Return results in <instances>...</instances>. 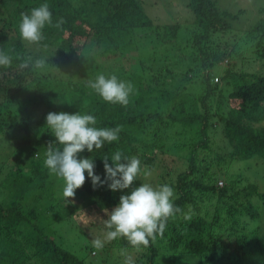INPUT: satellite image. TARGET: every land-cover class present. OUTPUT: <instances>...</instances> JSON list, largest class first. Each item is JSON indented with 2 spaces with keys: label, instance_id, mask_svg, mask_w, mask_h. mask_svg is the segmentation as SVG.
Listing matches in <instances>:
<instances>
[{
  "label": "trees",
  "instance_id": "trees-1",
  "mask_svg": "<svg viewBox=\"0 0 264 264\" xmlns=\"http://www.w3.org/2000/svg\"><path fill=\"white\" fill-rule=\"evenodd\" d=\"M43 3L49 4L54 23L61 17L65 23L60 29L46 26L44 40L26 45L19 36L20 14ZM186 7L194 30L178 41L181 24H157L138 0H0V50L47 60L43 73L18 71L16 59L0 68V176L7 172L0 177V264H85L84 257L66 249L61 235L49 233L51 224L40 222L39 214L64 206L81 232L103 239L104 210L110 212L120 195L145 178L142 172L129 189L114 192L107 183L93 188L85 173V183L67 201L62 181L43 164L48 143L59 147L45 117L61 111L94 115L98 128L122 126L118 141L79 154L94 160L101 180L102 159L107 156L111 165L119 150L154 172V187L167 184L178 196L174 203L181 212L149 247L137 252L125 239L105 243L107 253L117 251L116 264L128 257L131 264H256L242 262L245 254L264 257V244L256 241V247L250 238L262 237L259 227L246 231L259 217L255 202L264 201V193L248 180L220 175L232 172L224 166L229 158V163L264 162V70L235 68L246 53L264 59V21L237 43L235 35L230 39L235 13L219 11L215 0H187ZM231 40L233 50L227 48ZM225 61L232 64L226 67ZM219 65L225 67L222 77L211 72ZM76 72L87 81L98 73L115 74L131 81L136 94L127 107L106 103L87 82L74 79ZM217 126L232 146L228 157L210 153ZM85 248L91 258L100 253L91 243Z\"/></svg>",
  "mask_w": 264,
  "mask_h": 264
},
{
  "label": "clouds",
  "instance_id": "clouds-1",
  "mask_svg": "<svg viewBox=\"0 0 264 264\" xmlns=\"http://www.w3.org/2000/svg\"><path fill=\"white\" fill-rule=\"evenodd\" d=\"M20 16L19 36L26 45H37L44 40L43 30L46 26L60 29L65 23L62 17L53 22L48 3L32 8L30 13L22 12ZM13 51L14 49L7 52L0 50V68L11 67L13 59H16L20 61L17 70L21 72L29 69L43 73L47 69L46 58L20 54L14 57L11 54ZM216 80L215 78L214 81ZM87 87L104 102L121 107H127L131 102L130 98L136 94L131 81L121 80L115 74L106 76L98 73L94 79L87 81ZM45 121L59 147H55L54 142L48 143L43 164L49 175L62 181V195L67 201L71 202L75 191L85 183V173L91 179L93 188L107 183L108 188L114 192H124L141 176L140 160L135 156H124L119 150L113 154L111 165L107 156L102 159L104 180L95 174L93 159L78 158L85 150L91 153L103 148L106 143L118 141L122 126L98 128L95 126L97 120L94 115L79 112H49ZM143 174L150 175L146 170ZM175 199H178L177 194L167 184L154 187L151 183H141L129 194L120 195L117 205L110 212L104 210L107 216L103 219L106 232L103 239H93L92 246L99 251L107 242L125 239L137 252L149 247L151 241L164 233L168 221L181 212L174 203ZM125 264H131L130 257L126 258Z\"/></svg>",
  "mask_w": 264,
  "mask_h": 264
},
{
  "label": "rangeland",
  "instance_id": "rangeland-1",
  "mask_svg": "<svg viewBox=\"0 0 264 264\" xmlns=\"http://www.w3.org/2000/svg\"><path fill=\"white\" fill-rule=\"evenodd\" d=\"M138 1L142 6L145 14L149 18L154 19L157 24L168 25L175 23L176 21L179 22L181 24V28L179 29L177 35L178 41L187 40V38L192 34L194 30L193 16L186 7L187 0H138ZM215 1L219 11H227L230 13H235L237 15V18L235 20L233 21L231 20V25H232L231 30L233 31V33H231L230 35V39H233L232 38L233 35H235L236 38H238L237 43L241 41L242 38L249 37L251 31H253L252 28L257 24L263 23L262 21H264V0H215ZM235 45H236V41L232 42L231 40L227 48L229 50H233V48H235ZM137 49H139V46L138 47L136 46V49H134V51L131 50V53L135 58H136V54L138 53ZM226 62L227 61L223 62V64H226ZM228 64H232V63H228ZM182 65L184 66V68L187 67L186 63H182ZM225 66L228 67L227 64ZM180 68L183 67L178 65V70ZM235 68L237 70H249V71L264 70V59H258L255 61L250 54L246 53L242 59L236 60ZM224 70L225 67L223 65H219L213 67L211 72L217 75L218 77H222L224 74ZM72 73L73 72H70L69 75L72 76ZM83 76L84 75H82L81 72L79 73L76 72L73 74L75 80L87 82V78H84ZM30 112L31 114H33L32 111ZM30 148L31 147L27 148V150ZM221 148L224 149L225 152ZM209 149L211 155L213 153H217L219 156L225 155V157H228L232 152V146L228 143L226 144L225 137L221 133L219 126H217L215 131L211 132ZM229 159H226L224 161V166L226 167L231 166L232 172L228 173V172H224L225 170H221L220 175L222 177L227 178L228 175L232 174L235 179L236 178L241 179L242 181L248 180L249 182L256 185L259 188L260 192L264 193V162L263 161L257 159L258 161L256 160H252V161L249 160V162L232 161L231 163H229L227 162ZM2 160H3V152L1 150L0 162H2ZM1 164L2 163H0V165ZM143 171L144 170H142V172ZM6 173H7L6 170L3 169L2 174L4 175ZM156 179H157L156 175L153 172L150 173V175L147 176L145 175V178L144 179L142 178L141 183H151L153 186H155ZM221 181L222 179L220 177V179L217 182L218 186L220 185ZM46 202L49 203L48 201ZM255 203L259 212V217L248 222V228L246 229V231H251L259 227L260 229L259 232L262 237H260L259 240H257V238L250 236V238L254 242V245L257 247L256 241H258L259 244H264V201H261L259 199L256 200ZM41 204L42 203H40L38 207H41ZM50 205L51 204H48L46 208L49 207ZM39 212L41 213V211ZM68 213L69 212H67L66 207L61 206V208L57 211V213L49 210L45 217H43L42 214H39L41 218L39 221L45 224L50 223L53 228V231L49 233L53 234V232L55 231V234L56 235L58 234V237L61 235V239L65 241L63 244L65 245L66 249L75 252L77 255H79V257H84L85 264H102V263L116 264L114 260L117 257L116 255L117 251H115L113 254V253H107L104 249H102L100 250L99 255H97L96 257L91 258L88 256L85 247L89 246L90 243L92 244L93 239H90L87 236L89 232L88 233L81 232L80 224L75 222L76 221L75 218H73L70 213L68 216ZM64 214L65 215L67 214L68 216L67 219L64 218ZM58 216H60V219ZM120 253L119 256H123L120 255ZM122 253L129 255L127 250H124ZM130 255L134 257L133 254ZM249 259H251V261L255 262L256 264H264V257L258 256L255 253L245 254L244 261H242V259L241 261L245 262L246 260L249 261ZM125 260L126 258L120 259L119 262L125 263Z\"/></svg>",
  "mask_w": 264,
  "mask_h": 264
}]
</instances>
